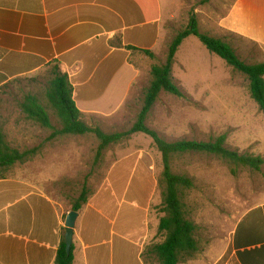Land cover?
<instances>
[{
  "label": "rangeland",
  "instance_id": "rangeland-1",
  "mask_svg": "<svg viewBox=\"0 0 264 264\" xmlns=\"http://www.w3.org/2000/svg\"><path fill=\"white\" fill-rule=\"evenodd\" d=\"M158 1L162 4L166 32L155 57H148L141 66L140 77L114 113L82 117L89 126L100 127L106 133L125 132L133 126L151 81L152 66L165 62L171 41L188 25L192 14L196 15L202 33L229 43L245 63L264 61L263 46L222 29L221 20L228 14L233 0ZM172 75L183 97L161 93L147 120L151 129L168 142H208L226 135L228 148L264 161V112L251 98L246 76L211 54L193 36L181 45ZM49 78L46 68L0 88V122L11 146L21 152L40 148L30 161L17 164L10 173L16 169L26 172L67 210L85 185L92 193L90 200L107 180L112 167L124 162L135 171L134 184L141 180L147 191L145 262L160 264L153 247L163 243L166 237L159 230L160 220L165 216L160 184L164 170L161 153L149 136L135 134L109 147L96 163L99 143L93 135L49 139L53 130L42 128L20 108L28 95L42 97L43 105L46 104L44 95ZM50 118L54 128L60 129L53 112ZM172 165L174 172L194 179V187L183 198L186 212L197 226L199 252L182 264H208L226 250L239 219L251 208L264 204V163L260 171L245 168L234 171V167L215 156L193 153L174 158Z\"/></svg>",
  "mask_w": 264,
  "mask_h": 264
},
{
  "label": "crops",
  "instance_id": "crops-1",
  "mask_svg": "<svg viewBox=\"0 0 264 264\" xmlns=\"http://www.w3.org/2000/svg\"><path fill=\"white\" fill-rule=\"evenodd\" d=\"M233 1L222 29L264 47V0ZM165 32L158 0H0V88L57 62L83 115L112 114ZM134 173L115 164L79 212L74 264H146L147 191ZM70 212L22 170L1 179L0 264H55ZM208 264H264V204Z\"/></svg>",
  "mask_w": 264,
  "mask_h": 264
},
{
  "label": "trees",
  "instance_id": "trees-1",
  "mask_svg": "<svg viewBox=\"0 0 264 264\" xmlns=\"http://www.w3.org/2000/svg\"><path fill=\"white\" fill-rule=\"evenodd\" d=\"M192 36L198 38L211 54L220 57L236 72L248 78L250 96L264 112V61L251 65L242 61L229 43L202 33L195 14L191 15L188 25L171 41L165 62L152 66L151 81L145 92L142 109L136 122L128 131L106 133L100 127L89 126L82 119L84 115L76 106L69 77L61 71L57 62H52L47 67L50 76L44 95L47 107L43 105V98L37 95L26 96L20 104L21 110L29 119L34 120L42 128L53 130L49 138L51 140L58 136L93 135L99 143L96 150V163L102 160L104 152L109 147L121 143L132 135L144 134L153 140L154 146L162 155L164 166L160 184L163 187L165 216L160 220L159 230L164 232L166 237L163 243L153 247V253L160 264H182L199 252L197 226L190 220L183 198L184 193L194 187V179L186 174L174 172L172 165L174 158L193 153L208 154L234 167V171L242 168L260 171L264 163L260 157L240 154L228 148L226 135H221L208 142L187 140L168 142L147 125L148 117L161 93L183 97L181 89L174 82L172 70L181 45L185 39ZM144 52L154 58L152 51L145 50ZM50 112L54 113L61 124L60 129L54 128ZM39 149L21 152L12 147L0 122V180L12 177L15 173L10 172L15 166L26 164L38 153ZM91 195L90 189L85 185L79 197L72 201L71 211H82ZM55 264H74L73 248L71 253L67 254L65 237L58 250Z\"/></svg>",
  "mask_w": 264,
  "mask_h": 264
},
{
  "label": "water",
  "instance_id": "water-1",
  "mask_svg": "<svg viewBox=\"0 0 264 264\" xmlns=\"http://www.w3.org/2000/svg\"><path fill=\"white\" fill-rule=\"evenodd\" d=\"M79 212L71 211L66 218V232H65V243L66 252L70 254L73 246L74 229L79 218Z\"/></svg>",
  "mask_w": 264,
  "mask_h": 264
}]
</instances>
